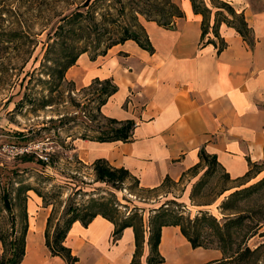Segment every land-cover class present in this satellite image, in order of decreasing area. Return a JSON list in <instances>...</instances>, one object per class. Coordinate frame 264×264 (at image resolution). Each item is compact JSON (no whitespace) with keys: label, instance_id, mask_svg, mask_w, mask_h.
Here are the masks:
<instances>
[{"label":"crops","instance_id":"1","mask_svg":"<svg viewBox=\"0 0 264 264\" xmlns=\"http://www.w3.org/2000/svg\"><path fill=\"white\" fill-rule=\"evenodd\" d=\"M213 15L218 11L202 0ZM240 14L250 31L251 45L220 22L213 36L211 20L200 43L201 20L188 0H178L182 18L170 28L140 20L151 52L133 41L110 47L90 60L83 53L64 77L80 86L110 80L115 92L100 107L105 119L132 122L128 141L96 142L76 139L73 151L84 166L104 161L125 170L140 190L156 191L164 183L180 181L199 162V153L214 159L229 180L242 178L263 162L264 151V0H221ZM264 169L249 176L256 179ZM195 176L192 173L191 177ZM24 255L20 264H65L44 246L49 210L37 198L25 206ZM113 225L95 216L85 227L71 224L63 246L77 258L74 264H130L134 253L131 228L111 241ZM146 240V233H144ZM160 264H207L220 258L214 249L191 248L179 227L160 229ZM144 242L139 264H146Z\"/></svg>","mask_w":264,"mask_h":264},{"label":"rangeland","instance_id":"2","mask_svg":"<svg viewBox=\"0 0 264 264\" xmlns=\"http://www.w3.org/2000/svg\"><path fill=\"white\" fill-rule=\"evenodd\" d=\"M79 2L0 0V255L19 234L22 205L25 208L28 198L36 197L37 207L49 210V233L68 206L81 214L92 202L110 200L116 220L137 210L143 228L159 212L181 218L183 224L204 214L199 240L221 256L212 264L224 258L227 264H264V182L258 183L264 171L248 182L247 178L233 181L206 160L180 181L149 192L140 190L130 176L97 182L91 168L77 160L74 140L117 127L95 116V93L89 85L80 86L66 77L58 83L50 74L57 60L60 14ZM213 5L219 6L215 1ZM219 12V16L209 13L207 23L212 17L213 21L229 17L224 9ZM231 19L237 21L236 16ZM262 169L264 162L249 176ZM255 221L260 227L247 238ZM244 247L253 254L241 261L233 259Z\"/></svg>","mask_w":264,"mask_h":264},{"label":"trees","instance_id":"3","mask_svg":"<svg viewBox=\"0 0 264 264\" xmlns=\"http://www.w3.org/2000/svg\"><path fill=\"white\" fill-rule=\"evenodd\" d=\"M63 2V0H60ZM191 5V10L194 14H199L201 20V36L200 43H212L215 45L217 51L224 47V42L218 40L217 44L205 39L206 28L208 27L207 20L209 10L205 7L202 0H188ZM214 1L219 5H213ZM213 7L218 9L215 15L219 16L220 10H225L226 14L230 17H221V19L214 21L212 25V33L217 37L216 29L220 22L226 26L231 27L234 31L246 42L251 45L252 38L250 31L247 28L243 17L240 14H235L231 7L221 0H209ZM58 25L56 27V46L58 48L57 60L54 62V70H51V75L57 79L58 83L64 81V73L68 68L75 64L77 57L80 54L87 53L90 59L97 56H102L106 51L117 44L125 41H133L139 48L148 52L152 51L148 42L147 36L141 26L140 20L151 21L156 25L163 28H170L174 20L182 18V13L177 6V0H81L72 10L67 14H60ZM236 16L237 21H232V17ZM88 88L95 93L96 107L95 116H100L105 120L107 125H115L116 128H106L97 133L94 137L83 136L82 140H91L96 142H112L120 141L125 142L130 138L132 122H116L112 119L103 118L100 113V107L105 103L106 99L115 92L114 85L110 80H93ZM42 106H47L42 104ZM199 162L205 163L209 160L212 165L214 159L209 158L203 153H199ZM264 162V151H263ZM43 165V164H42ZM200 164L192 168L194 170ZM251 166L248 172L240 179H249L253 168ZM205 169L203 175L208 172ZM92 171L94 180L103 184L113 183V181H120L124 176H129L125 170L110 168L104 161L97 160L92 164ZM227 177V176H225ZM264 182V178L258 183ZM260 186V185H258ZM255 186L247 188L245 191L252 192ZM28 190V189H27ZM238 194V193H235ZM245 195V194H244ZM39 196V195H38ZM40 197V196H39ZM109 203L111 201L109 200ZM104 202H92L88 206V210L82 211L81 214L72 206H68L58 223H56L49 233L50 215L46 219V228L44 231V246L50 256L59 257L65 264H74L77 261L75 256H72L70 250L63 246V241L71 224L78 221L85 227L95 216L99 215L113 225L111 241L115 242L121 231L125 228H131L134 241V253L130 264H139L138 257L141 256L142 245L144 240V233L147 234L146 246L148 254L145 259L146 264H160L163 260L157 252V247L160 237V229L164 226H177L179 227L181 235L186 239L191 248L208 247L203 245L199 240V226L206 222L205 215L201 217H194L193 220L186 219L183 224L182 219L174 218L171 215L159 212L155 217L150 219L146 228L142 226L141 216L138 211H134L127 216H123L116 220L117 214L112 209L110 204ZM5 209H8V204L4 201ZM22 225L17 237L10 239L7 248L3 249L0 255V264H20L24 255V235L26 231V212L24 205L21 210ZM236 223V222H235ZM260 224L255 221L253 225V232L248 235L250 238L256 233ZM219 231V230H218ZM13 234V232H11ZM218 235V234H217ZM246 238V237H245ZM244 238V239H245ZM242 242V241H241ZM0 244L3 246L2 238ZM241 244V243H240ZM5 245V244H4ZM220 250L224 253V247L220 245ZM253 251L244 247L236 255L238 261L246 259L251 256ZM249 256V257H250ZM227 258L222 259L219 264H227ZM207 264H212L211 262Z\"/></svg>","mask_w":264,"mask_h":264}]
</instances>
